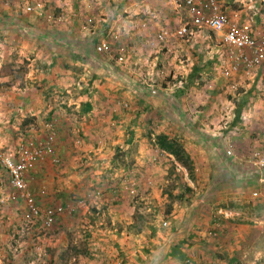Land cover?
Returning a JSON list of instances; mask_svg holds the SVG:
<instances>
[{
  "label": "rangeland",
  "instance_id": "1",
  "mask_svg": "<svg viewBox=\"0 0 264 264\" xmlns=\"http://www.w3.org/2000/svg\"><path fill=\"white\" fill-rule=\"evenodd\" d=\"M218 1L227 15L231 16L237 13V17L234 15L232 19L239 24H248L254 35L259 38L264 37V19L262 23L256 24V21L258 22L256 16L260 18V22L262 21L264 0ZM177 4L178 0H0V25L12 26L13 24H19L12 17L14 12L21 14L20 19L22 20L27 15L29 17L37 16L33 19L35 27H42L38 28V31L44 29L48 34L52 31L51 38L47 37L50 40H58L55 35H58L57 31H60V28L64 26L72 27L73 31L68 32L67 45L69 49L72 44H78L82 39L85 42V38L93 35L90 43L93 42L98 51L103 53L101 57H109L116 62V66H119L116 70L117 73L114 75L115 81L110 83L112 87L116 86L114 95L110 94L108 98H96L94 100L96 106L108 107L107 111L112 112L113 120H116L119 126L121 123L123 124L121 130L124 138L129 137L132 126L137 125L140 127V134L138 130L137 138L143 140V144H148V149L152 154L151 159L154 163L161 162V159L167 155L166 152H160V149L155 147L154 136L158 133L170 132L168 134L179 140L184 151L189 155L187 161L191 164V170L180 163L186 168L188 176L193 181L196 180L194 173L197 167L200 166L198 162L204 160L194 158L190 145L209 158V153L212 154L210 150L212 146L209 145L210 149L205 147L200 139L203 138L209 140L210 143L213 142V145L216 144L215 152L223 154L222 151H225V155H221L220 160L213 162L214 168L220 172V176L215 169L214 172L216 171L225 191H231L226 195L227 197L223 198L224 201L219 198L230 208L223 213L227 218L242 216L245 220L250 221L254 218L255 213L259 216L264 215V165L258 164V159L254 156L255 152H259L260 158L264 160V63L249 70H242V67L235 70L234 57L238 51L227 48L216 33L202 28L198 30L196 29L198 27L189 24L186 34H177L178 29L188 20L185 7ZM6 16L8 18H5ZM30 31L24 32L23 29H20L17 32L21 36L27 33L26 36H28ZM161 31L168 32L164 40H161L158 36ZM5 33L3 35L7 38L13 34L12 32L10 34L9 32ZM38 35L40 38L45 37L44 34ZM63 36L66 37V34L63 33ZM36 42L39 43L37 40ZM103 42L110 45L111 50L109 52L104 51L102 48L99 50ZM66 43L65 39L64 44ZM69 49L66 50L67 59L73 60L74 56L69 54L72 50ZM77 63H73L69 68L73 69L76 74L80 72ZM196 66L200 69L196 73L194 83L187 86L191 81V73ZM24 68L26 69L22 66L17 67L18 73L22 74ZM79 68L83 69L84 67L80 65ZM11 69L9 66L6 71ZM86 77L87 79L91 77V72ZM96 84L105 85V88L108 89L107 80L98 81ZM96 84H93V87L100 89L97 88ZM252 87L254 93L250 94V100L243 108L241 121L233 128L228 129L235 118L237 101L247 94ZM56 95L58 96H56L57 99L54 102L58 103L56 109L61 113L58 115L56 111L51 115H40L39 123H43L42 129L36 128L31 133L25 131L19 133L21 139H19L17 145L12 144L7 137H0L2 151L17 160L22 155L20 151L24 147L30 148L32 145L41 147V143L51 141L49 137L53 136L51 150H43L42 156L36 161L35 165L25 173L24 191L16 189L11 181L8 168L0 160V188L3 191L0 194V217L2 215L3 218V215H7L2 206L11 203L10 208L14 206L16 209L14 203H22V207L15 210L19 212V218L10 229L7 226L3 227L0 222V237L3 229H6L5 235H9L8 238L0 240V264H35L38 258H31L34 253H30V258L22 253L21 242L23 238L33 233L31 226L32 223H37V221H41L42 227L35 230L34 234H38L41 238L49 235L48 233H51V230H54L57 226L58 217L63 215L62 208L65 207L63 205L65 200L44 206L33 193L34 188L31 181L27 180L30 172L36 170L42 160H47V158L52 160V167H49L51 172L58 171V168L62 165V160L67 161L59 152L58 144H56L61 130L65 131L64 135L68 132V135L76 144L78 143V136H82L80 130L82 120L75 113H72L74 107H64L65 104L68 105L70 101L76 99L66 98V94H63V96L61 92ZM142 97L144 99L145 97L148 98V101L146 100L147 108L144 103L140 102ZM160 100L165 101L164 105L168 106L165 112L158 109ZM180 113H183V116ZM59 121H63L62 127ZM120 121L123 122L120 123ZM174 121L179 122L181 127L187 123L186 129L189 139L187 137L185 140L182 139L184 132L177 125H174ZM189 126L191 130H189ZM192 133L197 137L194 138L195 136H192ZM133 137H135V134ZM121 149L116 147L114 152L116 154L121 153ZM228 150L231 153H228ZM135 151L137 152V148ZM166 161L167 165H170L168 171L173 176L171 177L168 174L170 181L162 186H160V183V185L158 184V188L161 187L162 195L166 197V202L163 204L164 209L156 207V201H153L155 196H152L151 201H144L149 198V195L153 194L151 184L146 180V177H140L142 175L138 170L140 164L136 160H133L130 164L129 160L127 163L128 169L126 168L127 174L125 171L120 170L111 186L112 188L113 185H119L122 190L113 191L110 188V192L104 195V192L107 193L106 191L109 188H105L101 184L97 185V183L93 184L94 186L90 184L91 188L88 194L83 198H73L74 206L68 208V213L69 210L70 212L81 213V215L84 210L91 212L92 208L97 207L98 202H101L103 197L105 203L107 200H114L115 197L117 201L121 199L123 201L125 198L124 193L129 190L130 194L127 193V198L130 196L132 201H137V208L132 216L133 223L128 226L129 229L127 227V233L125 234L126 245L132 256V259L129 260L130 264H179L172 260H166L167 258H160L163 254L158 253L157 250L159 247L164 246V243L167 244L164 241L168 240L167 234L170 232L172 225L169 220L177 218L172 214L174 203L172 201H183L185 207L189 201L186 200V196L191 192L187 190V186H189L187 180L184 177H181V181L179 180L180 176H177V168L174 164H171L173 163L172 160L170 162ZM206 162L211 164L210 160ZM162 164L166 163L162 162ZM125 165L124 161L119 166ZM172 167L176 175L171 171ZM108 170L110 169H105L109 172ZM199 170H201L200 167ZM208 170H212L211 165ZM107 172H103L100 179L107 180L109 175ZM152 177L157 180L153 175ZM91 178H87L89 182ZM42 185L44 189L45 182ZM177 188L180 190L179 194L175 193ZM45 191V189L41 190V193ZM237 191L242 192L238 193ZM26 194H30L33 198V206L38 210V213L31 211L33 209L27 201ZM140 196L142 197L140 198ZM100 204L102 205V203ZM119 204L123 206L125 203L120 202ZM184 207H182V219L187 210L184 211ZM48 210L54 212L52 220H48ZM218 215L222 214L218 213ZM73 216H76V219L79 217V219L84 218L83 215L70 213L69 217L73 218ZM95 216H98L97 213H93L89 218L97 219L98 217ZM259 218L254 219L257 223L254 229L264 225V218ZM221 222L220 220L216 223ZM150 223L151 225L156 224L154 226L156 228L155 234L152 232V228L149 227ZM228 224L229 222L226 223L225 221V228ZM215 225L219 226V224ZM122 227L124 229V226ZM248 227H250V224H248ZM229 228H226L224 233L233 235L234 228L232 226ZM137 231L142 232L138 234ZM145 231H148L150 236ZM215 232L216 234L212 233L211 235L210 245L219 247L220 238L216 235L220 234V229L215 228ZM236 232L245 233L240 240L242 242L251 239V227L248 233L242 231V229H235ZM258 233L262 238L256 246L253 258L244 259L245 264H264V228H260ZM230 242H226L227 249L234 248L235 242L229 244ZM27 244L31 245L30 240ZM237 244L239 243L237 242ZM111 246L115 249L118 248L113 241ZM143 247H148L150 250L144 252ZM186 247L185 244L184 248L186 249ZM34 248H37L35 251L41 256V247L36 243L33 250ZM219 250H221L220 247ZM191 252L196 259H202L197 250ZM257 252L259 256L256 257ZM155 257L160 258V260L155 259ZM221 258L220 256L217 257V261ZM222 259L225 261L226 258L223 257ZM129 261H124V257L118 253L115 260H111V264H128Z\"/></svg>",
  "mask_w": 264,
  "mask_h": 264
},
{
  "label": "crops",
  "instance_id": "2",
  "mask_svg": "<svg viewBox=\"0 0 264 264\" xmlns=\"http://www.w3.org/2000/svg\"><path fill=\"white\" fill-rule=\"evenodd\" d=\"M234 15L237 17V13L231 16L233 17ZM21 16V14L15 12L12 14V17L15 18L19 24H13L12 26L0 25V36H3L0 38V137H7L11 140L12 144L17 145L19 139H21L19 133L21 134L23 131L31 133V131H34L36 128L42 129L43 123H39L40 115H51L56 113V111L58 115L61 113L56 109L58 103L54 102V100L57 99L56 96H58L56 94L60 92L62 95L66 94V98L70 97L76 99L75 101H70L68 105L65 104L64 107H74V109L72 108V113H75L78 118L82 120L80 122L82 136H78L77 144L73 142L68 132H66V135H64L65 131L61 130L59 132L56 144H58L57 147L59 152L67 161L62 160V165L58 168V171L51 172L49 167H52V160L47 158V160H42L37 166L38 168L30 172L28 176L27 180L31 181L34 188L33 193L37 197V200L41 201L44 206L65 200V204H63L65 207L62 208L63 215L61 216L63 217H58L55 229H52V232L48 233L49 235H45L43 238L39 237L38 234H34L35 230L42 227L41 221L32 223V228H30L33 229V233L28 235V237H24L21 242L22 253L29 258L30 253H34V256L31 258H38L35 264H111V260H115L118 253L124 257V261L131 260L132 256L126 245L127 239L125 238V234L127 233V227L133 223L132 216L137 208V201H132L130 196L127 198V195L130 194L129 190H126L127 192L124 193L125 198L123 201H121L122 199L117 201L115 197L114 200H107L105 203V198L103 197L101 202H98L99 205L97 204V207L92 208L93 212L84 210L82 214L84 218L81 217V219H79L80 217L76 219V216H73V218L69 217L70 213L82 215L78 212H70V210L68 213V208L74 206L73 198H83V196L89 193L90 186L95 183L109 188L106 191L107 193L104 192V195H107L119 171L123 170V172L125 171L127 174V163L129 160L130 164L133 160H136L137 163L140 164V168L138 169L142 174L140 177H146V180L150 182L153 190V194L149 195V198L144 201H151L152 196H155L153 201H156V207L164 209L163 204L166 202V197L162 195L161 187L158 188V184L160 183L161 185H159L162 186L164 183H168L170 181L169 176H167L168 174L171 177L173 176L168 171L170 165L168 166L166 161L168 160L170 162V160H172L171 162L173 163L171 164H174L177 168V176H180V178L184 177L187 180L191 189L189 192L191 193H188L189 201L188 204L185 205L187 208L183 206V201H172L174 202L172 214H174V217L177 216V218L174 220L171 218V220H169L172 225L170 227V232L167 234L168 240L164 241L167 242V244L164 243V246L159 247L157 250L158 253L163 254L160 258H167L166 260L171 261L168 256V250L171 244L177 242H184L187 245L186 249L184 248L185 244L182 246L181 243L180 245L187 255L185 261L172 260L179 264H245L244 259L253 258L256 246L262 238L258 233L260 231L258 229L259 227L254 229L255 225H257L255 220L260 219L259 217L264 218V215L259 216L255 213L254 218L250 219V221L245 220L242 216L227 218L224 215L223 212L230 208L229 205H225L223 202L225 199L223 198L227 197L226 195L231 191H225L222 187V182L216 174L217 169L214 168L213 162L215 160H220V156L223 154L225 155V151H222L223 154L215 152L216 144L213 145V142L210 143L209 140L202 138L200 140L205 147H209V145L212 146V149L209 147L212 154L209 153L210 157L208 158L206 154H202L201 151L196 150V148L190 145L194 153V158L196 160H204L198 162L200 166H198L197 163L198 167L194 173L196 180L194 181L188 176L186 168L171 154L167 153V155L161 159V162H158L159 164L157 162L154 163L151 159L152 154L150 149H148V144H143V140L137 138V131L139 130L140 134V127L137 125L132 126L135 137H133L131 142H127L128 137L124 138V134L121 130L123 126L121 122L123 121H120L121 124L119 126L118 122L113 120L112 112L107 111L108 107H102V105L96 106V101H94L96 98H108L110 94L114 95V88L116 86L114 85V87H112L110 83L115 81L114 75L117 73L116 70L119 66H116V62L113 59L107 58L106 56L101 57L103 53L98 51L93 42L90 43V39H92L91 37L93 35L88 37L86 35L87 38H85V42L84 39H82L78 44L71 43L72 47L69 49L67 45L68 32L73 31L72 27L69 28L64 26L60 28V31H57L60 39L50 40L47 37L51 38L52 31H50L49 34L44 29L38 31V28L42 27H35L36 25L32 24L34 23L33 19L37 16L29 17V15H27L23 20L20 19ZM262 16L261 22L260 18L256 16L258 20L256 24L263 22L264 14ZM28 17L31 18V21ZM5 18L8 17L6 16ZM20 29H23L24 32H27V30L31 31L28 32V36H26L27 33L21 36L18 35L17 32ZM196 29L199 30V28ZM5 32H9V34L12 32L13 34L7 38L3 35L6 34ZM63 33L64 35L66 34V37L63 36ZM38 34H44L45 37L40 38ZM58 35H55V37ZM217 35L219 36V34ZM65 39L67 41L66 44H64ZM36 40L39 41V43L36 42ZM67 49L72 50L69 54L74 56L73 60L67 59ZM19 62L21 63L19 64ZM75 62H78V67H80V65L84 67L80 69V72L77 74L73 69H69ZM9 66L12 69L6 71ZM21 66L26 67V69L24 68V72L19 74L17 67ZM90 72L91 74L93 72L98 75L94 84L98 81L107 80L108 89L105 88V85L100 86L96 84L97 88L100 89H96L92 84L89 85L91 77L87 79L86 76H88ZM70 90L72 92H69ZM130 92L132 93V91ZM74 93L76 94L75 96ZM88 100L93 103V108L90 112L84 114L82 112V103ZM146 100L148 101L147 97H145V99L142 97L140 102L146 105ZM164 103L165 101L160 100L158 109L165 112L168 106L164 105ZM180 115L183 116V113H180ZM62 122L63 121H59L61 127ZM198 124L200 126L199 121ZM174 125H177L178 128L184 132L182 139L184 138L185 140L188 136L186 129L187 123L181 127L179 122L174 121ZM189 130H191L190 126ZM192 136H195L194 138L197 137L194 133H192ZM187 138L189 139V137ZM116 147L122 148L121 153L119 152L120 154L114 152ZM136 148L137 152L135 151ZM160 152L164 151L160 150ZM129 157H131V159H129ZM205 160H210L211 164L207 163ZM124 161L126 165L119 166ZM162 162L166 164H162ZM210 165L212 166L211 171L208 170ZM199 167L201 170H199ZM107 168L110 169L108 170L109 172L105 171ZM102 169L103 172L109 174L107 180L100 179L103 173ZM214 169L216 170L215 172ZM217 173L220 176V172L217 171ZM152 175L157 180H155ZM174 175H176L175 172ZM90 177L92 178L89 182L87 178ZM42 179H44V181H42ZM44 182V189L46 191L41 193V190H44L42 185ZM111 189H113V191L122 190L119 188V185H113ZM2 192L0 188V194H2ZM179 192L180 190L177 188L175 193L179 194ZM237 192L240 193L242 191ZM141 197L142 196H140V198ZM219 198H222L223 201H220ZM120 202H124L125 204L122 206L119 204ZM100 203H102V205ZM10 204L11 203H8L2 206L3 211H6L7 215H3V218L2 215L0 217L2 226H7L9 229L19 218V212L15 210L22 207V203L20 202L18 204L14 203L16 209L14 206L10 208ZM182 207H184V211L187 209L183 219L181 218V213H183ZM93 213H97L98 216H95L98 217L97 219H92V217L89 218ZM218 213L222 215L219 216ZM220 220L222 221L221 223H216ZM225 221L226 223L229 222L226 228L231 226L234 228L233 235L224 233L226 229ZM215 224H219V226ZM248 224H250L251 227V239L242 242L240 240L245 233H235V229H242V231H247L248 233L250 228ZM122 226H124V229ZM153 226H156V224ZM215 228L220 229V234H217L216 237L218 236L220 238L219 247L221 250H219L218 246L210 245L212 233L216 234L217 232H215ZM5 230L3 229L0 240L9 237V235H5ZM141 232L142 231H137L136 233L139 234ZM145 232L150 236L148 231ZM28 240H30L31 245L27 244ZM112 241L118 247L117 249L111 246ZM227 241H231L229 244L235 242L234 248L230 247L227 249ZM237 242L239 244H237ZM246 242L247 245L243 248ZM36 243L41 247V256L35 251L37 248L33 250ZM81 244L83 246H80ZM80 247H82V249H80ZM85 247L87 248L86 250L84 249ZM193 250H197V253L202 259H196L191 252ZM11 252L13 251L11 250ZM258 254L257 252L256 257L259 256ZM219 256L226 258L225 261H223L222 258L217 261V257ZM160 258L155 257L157 260H160ZM79 259L81 260L79 261ZM127 263L130 264V261Z\"/></svg>",
  "mask_w": 264,
  "mask_h": 264
},
{
  "label": "built area",
  "instance_id": "3",
  "mask_svg": "<svg viewBox=\"0 0 264 264\" xmlns=\"http://www.w3.org/2000/svg\"><path fill=\"white\" fill-rule=\"evenodd\" d=\"M178 6L183 5L188 15V20L177 31V34L184 35L188 32V26L210 30L219 34L225 46L231 50L238 51L235 55V70H249L255 66H261L264 63V37L259 38L252 33L248 24H239L227 15L221 8L218 0H178ZM29 8V7H28ZM167 31H161L158 35L161 40L167 36ZM109 52L110 45L103 42L99 47ZM49 139H53L50 136ZM51 141L41 143L40 146H30L23 148L21 156L15 160L11 155H7L0 148V160L8 168L13 185L18 190H25L24 176L31 169L36 161L42 156L43 150H51ZM231 153L230 150L227 151ZM254 156L258 159V164L264 165V160L260 158L259 152ZM27 201L34 213L38 210L33 206V198L26 194ZM53 210H48V220H52Z\"/></svg>",
  "mask_w": 264,
  "mask_h": 264
},
{
  "label": "trees",
  "instance_id": "4",
  "mask_svg": "<svg viewBox=\"0 0 264 264\" xmlns=\"http://www.w3.org/2000/svg\"><path fill=\"white\" fill-rule=\"evenodd\" d=\"M232 0H230L231 2ZM28 20V19H27ZM31 20V19H30ZM34 24V23H32ZM57 39H59V36H57ZM78 69L80 70L81 68L78 67ZM200 67H195L194 71L191 73V81L187 84V86H191L192 83H194V79L196 77V73L199 71ZM78 70V71H79ZM97 74L93 73L91 74V81L89 82L90 84H94V81L97 78ZM254 93V88L252 87L250 89V91L245 94L244 96H242L236 103V109H235V118L233 120V122L230 124V128H233L234 126H236L240 121L241 118L243 116V108L245 107V105L249 102V98H250V94ZM83 106V110L82 112L84 114L90 112V110L93 108V103L88 100L86 102L82 103ZM134 136V130L131 129L130 130V135L128 137V141L127 142H131V140L133 139ZM154 145L155 147H157L158 149L169 153L171 155H173L175 157V159L179 162H181L183 165H185L189 170H191V164L188 163L187 159L189 158V155L186 154V152L184 151L182 145L179 143V140H177L176 138H173L172 136H170L168 133H158L154 136ZM171 171L174 172V168H171ZM179 180L181 181V178L179 177ZM187 190L191 191L190 187L187 186ZM184 196V195H183ZM186 200H189V196H186ZM141 217V216H140ZM149 227L152 228V232L155 234V230L156 228L151 224H149ZM260 227V226H259ZM264 228V225H261L260 228ZM260 228H258L260 230ZM182 242H177V243H173L171 244L169 250H168V256L171 260H176V261H185V259L187 258L185 251L182 250V248L180 247ZM184 243V242H183ZM182 243V246H183ZM247 245V242L244 244V247ZM144 252L149 251L150 249L148 247H143ZM145 254V253H144ZM239 255V254H238ZM240 259H242L241 257H239ZM231 262V261H230Z\"/></svg>",
  "mask_w": 264,
  "mask_h": 264
}]
</instances>
